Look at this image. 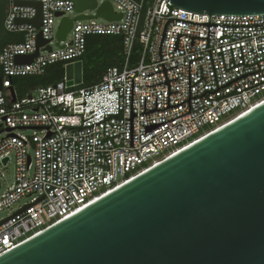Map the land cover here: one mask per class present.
I'll use <instances>...</instances> for the list:
<instances>
[{
    "label": "built area",
    "instance_id": "1",
    "mask_svg": "<svg viewBox=\"0 0 264 264\" xmlns=\"http://www.w3.org/2000/svg\"><path fill=\"white\" fill-rule=\"evenodd\" d=\"M7 1L4 28L22 34L23 39L0 51V168L12 163L15 167L14 181L5 191L0 169V257L264 103V14L210 18L174 8L167 0H155L148 6L144 0H106L122 19L75 21L59 48L52 46L59 27L57 15L74 14L72 1ZM17 2L42 3L40 29L18 23L35 18L37 12L16 6ZM175 18L228 26L210 28L215 33L209 47L204 39H195L191 47L192 38L183 36L180 50L173 52L178 33L208 38L209 27L170 22L161 61L164 28ZM40 31L52 51H41L29 65L18 64L17 57L35 53ZM94 36L122 37L125 60L121 67L108 69L89 88L67 86L65 75L56 85L24 98L15 96L13 101V79L43 76L53 65L64 63L66 67L81 61L88 39ZM135 53L139 57L133 63ZM189 61L190 103L165 110L168 86H146L167 81L160 72L162 64L165 69L179 66L166 72L169 80L178 78L170 81V92L179 91L170 94V106L189 100ZM156 72L160 73L146 76ZM132 79L133 113L137 114L134 147H130V120H126L131 118ZM156 96L157 109L165 111L140 115L145 97L146 113L156 109ZM162 122L167 123L145 134L146 125ZM5 158H9L7 163ZM24 199L30 200L22 205ZM6 211L10 212L1 218Z\"/></svg>",
    "mask_w": 264,
    "mask_h": 264
},
{
    "label": "water",
    "instance_id": "2",
    "mask_svg": "<svg viewBox=\"0 0 264 264\" xmlns=\"http://www.w3.org/2000/svg\"><path fill=\"white\" fill-rule=\"evenodd\" d=\"M70 1L75 7L74 16L57 15L60 24L55 35L56 47H63L61 43L66 41L75 21L119 22L122 19V14L116 13L109 1ZM167 1L174 8L207 14L210 18L222 14H264V0ZM15 5L34 8L37 12L35 18L18 20L19 24L41 28L42 3L17 2ZM172 21L209 27L208 38L178 33L173 52L180 50L183 36L192 38L191 47L195 39L207 40L209 47L215 33L210 28L228 26L169 20L159 47L161 61L166 30ZM49 43L40 31L35 53L19 56L16 62L31 64L41 51H52ZM162 66L160 72L165 73L167 81L146 87L168 86L165 110L190 103V61L189 100L173 106H170V94L179 91L170 92V81L178 78L169 80L166 72L179 66L170 69ZM65 75L67 86L82 85L83 62L68 64ZM10 92L15 101L12 88ZM133 95L134 79L131 118L126 119L130 120V147H134V117L137 116L133 113ZM157 98L156 109L146 113L145 97L144 113L140 115L165 111L157 109ZM167 122L146 125L145 134ZM8 161L9 158L4 159V163ZM0 264H264V103L2 255Z\"/></svg>",
    "mask_w": 264,
    "mask_h": 264
},
{
    "label": "trees",
    "instance_id": "3",
    "mask_svg": "<svg viewBox=\"0 0 264 264\" xmlns=\"http://www.w3.org/2000/svg\"><path fill=\"white\" fill-rule=\"evenodd\" d=\"M141 1V0H136ZM148 5L155 0H144ZM5 15H0V36L10 43L21 42L23 35L20 33H9L4 28ZM139 54L133 55L132 62L138 61ZM123 43L121 36H94L87 42V50L82 57L83 62V84L78 88H89L98 84L108 69L121 67L124 63ZM0 72V77H1ZM65 64L59 63L47 69L43 76L20 77L12 80L11 88L17 98H24L40 88L56 85L64 80Z\"/></svg>",
    "mask_w": 264,
    "mask_h": 264
},
{
    "label": "rangeland",
    "instance_id": "4",
    "mask_svg": "<svg viewBox=\"0 0 264 264\" xmlns=\"http://www.w3.org/2000/svg\"><path fill=\"white\" fill-rule=\"evenodd\" d=\"M70 16H74V14H70ZM98 22H103L104 20L102 19H97ZM58 24H60V20L58 21ZM70 39V37H69ZM55 47V43L52 45ZM25 134H31V131H25ZM2 136H0V139ZM1 171L4 173V177L2 180V191H5L8 187V185H11L14 181V172H15V167L14 164L12 163L8 167H1ZM30 199H24L21 204L23 205L25 202H28ZM10 211H6L3 214H1V218L5 217Z\"/></svg>",
    "mask_w": 264,
    "mask_h": 264
},
{
    "label": "crops",
    "instance_id": "5",
    "mask_svg": "<svg viewBox=\"0 0 264 264\" xmlns=\"http://www.w3.org/2000/svg\"><path fill=\"white\" fill-rule=\"evenodd\" d=\"M5 3L7 4V12H8V9H9V4H8V1L5 0ZM7 15V13H6ZM6 43H7V40L5 39V37L2 35L0 36V51L6 46Z\"/></svg>",
    "mask_w": 264,
    "mask_h": 264
},
{
    "label": "flooded vegetation",
    "instance_id": "6",
    "mask_svg": "<svg viewBox=\"0 0 264 264\" xmlns=\"http://www.w3.org/2000/svg\"><path fill=\"white\" fill-rule=\"evenodd\" d=\"M7 4L5 0H0V15H5L7 13Z\"/></svg>",
    "mask_w": 264,
    "mask_h": 264
}]
</instances>
